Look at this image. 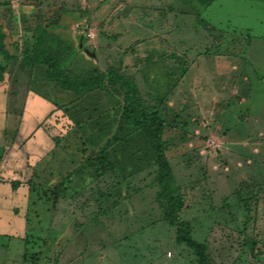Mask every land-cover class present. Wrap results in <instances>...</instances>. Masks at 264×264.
I'll use <instances>...</instances> for the list:
<instances>
[{
    "label": "rangeland",
    "instance_id": "rangeland-1",
    "mask_svg": "<svg viewBox=\"0 0 264 264\" xmlns=\"http://www.w3.org/2000/svg\"><path fill=\"white\" fill-rule=\"evenodd\" d=\"M0 31V264H197L125 88L61 89L26 63L44 54L133 79L192 237L213 264H264V0H0Z\"/></svg>",
    "mask_w": 264,
    "mask_h": 264
},
{
    "label": "trees",
    "instance_id": "trees-1",
    "mask_svg": "<svg viewBox=\"0 0 264 264\" xmlns=\"http://www.w3.org/2000/svg\"><path fill=\"white\" fill-rule=\"evenodd\" d=\"M201 1L209 7L215 0ZM3 36V33L0 31V55L2 56V61L0 62V79L3 78V73L9 62L14 59V56L5 48ZM250 40L251 36L247 38L248 43ZM26 63L30 67L37 64L46 65V79L49 82H55L61 89L74 92L77 95L101 89L105 81H108L111 85H120L125 88L123 119L127 125L142 130L149 137L158 165L156 180L160 194L167 203L165 220L171 227L177 225L175 242L190 248L196 256L197 264H213L208 255V244L196 241L192 237V227L190 223L177 215V211L183 206V202L178 195H175V191L171 186L173 178L172 168L166 156V143L163 139L164 131L168 125L167 120L157 109H146L144 107L139 97V90L136 82L131 78L125 77L114 67H111L107 73L97 72L87 78L73 77L70 73L61 68L60 61L54 54L27 56Z\"/></svg>",
    "mask_w": 264,
    "mask_h": 264
},
{
    "label": "water",
    "instance_id": "water-1",
    "mask_svg": "<svg viewBox=\"0 0 264 264\" xmlns=\"http://www.w3.org/2000/svg\"><path fill=\"white\" fill-rule=\"evenodd\" d=\"M88 52H89V54H90L91 56H93V57L96 56V54H95L94 52H92V51H88Z\"/></svg>",
    "mask_w": 264,
    "mask_h": 264
}]
</instances>
